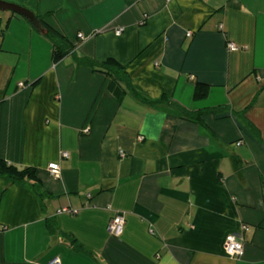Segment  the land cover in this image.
I'll return each instance as SVG.
<instances>
[{
  "label": "crops",
  "instance_id": "obj_1",
  "mask_svg": "<svg viewBox=\"0 0 264 264\" xmlns=\"http://www.w3.org/2000/svg\"><path fill=\"white\" fill-rule=\"evenodd\" d=\"M4 1L73 49L55 61L47 32L0 10V158L47 193L0 179V264H264V0ZM75 57L123 65L122 98Z\"/></svg>",
  "mask_w": 264,
  "mask_h": 264
},
{
  "label": "trees",
  "instance_id": "obj_2",
  "mask_svg": "<svg viewBox=\"0 0 264 264\" xmlns=\"http://www.w3.org/2000/svg\"><path fill=\"white\" fill-rule=\"evenodd\" d=\"M44 27L47 29V35L52 39L54 50H53V59L55 61L64 57L70 50L73 49V46L70 45L66 39L61 35L43 23ZM75 61L79 65H85L90 67L92 70H98L104 72L110 77L109 80V89L113 95L120 100L125 93V86L128 83V75L123 65L119 64L113 58H107L104 61L98 62L91 59L75 57ZM124 84V85H123ZM206 95V86L201 83H196L194 87L193 98L202 99ZM142 101L155 104L167 101L165 96L160 97L157 100H148L142 98ZM223 107L212 108L208 110H202L198 112H188L183 108H180L181 114L183 117L200 122L201 116L203 113L210 111L212 113L222 112ZM0 179L4 180L7 184H20L28 187L32 190L39 198L46 197L47 193L42 189L40 181L36 176V171L31 167H22L19 168L15 165L9 164L3 159L0 158ZM48 228H50L48 224ZM75 240H72L74 243ZM75 249H81L77 244H74Z\"/></svg>",
  "mask_w": 264,
  "mask_h": 264
},
{
  "label": "built area",
  "instance_id": "obj_3",
  "mask_svg": "<svg viewBox=\"0 0 264 264\" xmlns=\"http://www.w3.org/2000/svg\"><path fill=\"white\" fill-rule=\"evenodd\" d=\"M120 31H121V28H118L114 31V33L116 35H118V34H120ZM186 35L189 36L190 33L188 32ZM83 37L84 36L82 34H80V33L78 34V38L83 39ZM227 48L229 50H236L237 46H236V44H234L232 42H228ZM19 84H21V83H19ZM119 155L120 156L123 155L122 151H119ZM61 156L67 157L68 154H67V152H61ZM48 171L52 176L57 177L59 175V171H60L59 164L56 162L50 163L48 165ZM62 211H69V212L73 211L74 212L75 210L64 207L61 210H59V212H62ZM123 225H124L123 214L121 212H115L112 215V217L108 223L107 229H108L110 234L118 236L122 233ZM224 251L227 255L232 256V257L242 256V254H243V241H242L240 234L231 233L225 237ZM46 264H60V262H59V259L57 257H55V258L51 259L49 262H47Z\"/></svg>",
  "mask_w": 264,
  "mask_h": 264
},
{
  "label": "water",
  "instance_id": "obj_4",
  "mask_svg": "<svg viewBox=\"0 0 264 264\" xmlns=\"http://www.w3.org/2000/svg\"><path fill=\"white\" fill-rule=\"evenodd\" d=\"M0 10L5 11V10H10L16 14H19L26 18L30 24L39 30L41 33H46L47 30L44 27L42 21L40 18L34 15V13L22 6H19L17 4L11 3V2H6L4 0H0Z\"/></svg>",
  "mask_w": 264,
  "mask_h": 264
}]
</instances>
